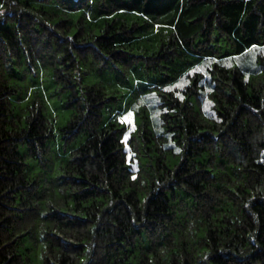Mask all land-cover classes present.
Wrapping results in <instances>:
<instances>
[{"label":"trees","instance_id":"1","mask_svg":"<svg viewBox=\"0 0 264 264\" xmlns=\"http://www.w3.org/2000/svg\"><path fill=\"white\" fill-rule=\"evenodd\" d=\"M34 259L264 264V0H0V264Z\"/></svg>","mask_w":264,"mask_h":264},{"label":"rangeland","instance_id":"2","mask_svg":"<svg viewBox=\"0 0 264 264\" xmlns=\"http://www.w3.org/2000/svg\"><path fill=\"white\" fill-rule=\"evenodd\" d=\"M22 78L19 79L18 76V83L19 86L23 87L22 90L19 92V95H17L14 99L21 98V100H16L19 102L20 105H26L31 99V96L34 93H40L43 95L45 105H46V112L47 114L50 113L57 119L56 129L58 127H61L66 124L68 121L71 111L69 109H66L62 102L56 97L55 95V87L50 82L49 78L46 76H43V74H40V71L38 72V76H34L32 73H21ZM47 78V80L45 79ZM85 82L87 84H92L95 82H101L107 88H110V85H114L110 89H117L122 90L123 88L120 85V82L117 81V77L115 75L102 73L99 75H89ZM115 116L117 119L122 121L127 127V136L135 129V122H134V115L131 107L128 103L124 105V107H118V109L115 110ZM21 151L24 152V149L21 148ZM133 165V169H136V162ZM35 264H39V260L34 259Z\"/></svg>","mask_w":264,"mask_h":264}]
</instances>
